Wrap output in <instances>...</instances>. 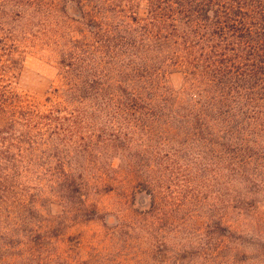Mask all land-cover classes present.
<instances>
[{
	"label": "trees",
	"instance_id": "16d2710c",
	"mask_svg": "<svg viewBox=\"0 0 264 264\" xmlns=\"http://www.w3.org/2000/svg\"><path fill=\"white\" fill-rule=\"evenodd\" d=\"M71 3L62 13L87 17L90 36L64 43L56 101L41 104L16 92L0 53V264H85L53 249L59 226L37 203L45 181L66 214L79 205L85 220L96 216L83 202L90 169L76 162L93 155L92 124L76 106L85 101L105 105L99 111L109 117V136L142 142L130 155L139 160L124 168L137 186L149 185L151 197L145 223L128 226L144 246L136 264H264V251L253 257L239 249L258 239L264 198V0H110L107 27ZM13 12L0 5L5 20ZM172 72L183 74L179 91L167 83ZM197 151L206 152L205 171L216 167L218 203L207 213L194 210L206 214L204 229L172 239L156 228L171 216V204L159 199L162 184L153 176L180 154L202 158ZM228 215L241 219L245 235L229 229ZM120 225L107 215L108 229Z\"/></svg>",
	"mask_w": 264,
	"mask_h": 264
},
{
	"label": "rangeland",
	"instance_id": "374dc122",
	"mask_svg": "<svg viewBox=\"0 0 264 264\" xmlns=\"http://www.w3.org/2000/svg\"><path fill=\"white\" fill-rule=\"evenodd\" d=\"M107 1L110 0H0V5L15 11L8 20L0 14V38L10 39L4 41L7 50L0 52L1 67L10 68L9 80L13 89L41 104L48 105L56 101L52 91L59 86L57 67L64 43L69 39L90 36L88 18L72 19L62 13V7L69 2H72L69 6L79 4L89 13L88 16L103 21L107 27ZM167 83L171 89L179 91L184 85L183 74L169 73ZM76 106L88 113V123L92 124L89 126V146L93 155L89 157L81 154L76 162L86 164L90 169L86 178L88 188L83 190V202L85 209L94 212L96 216L85 220L79 216L82 214L79 205L66 214L68 209L63 198L50 190L49 183L41 181L45 199L37 201L41 204L39 211L51 225H58L60 231L58 237L52 239L53 249L85 264H136L141 259L139 252L144 246L138 240L137 232H131L128 226L139 225L141 219L149 215L152 209L151 197L149 185L137 186L136 178L126 173L124 168L139 160L130 158V155L139 151L142 142L138 137L129 143L123 136L117 139L109 136V117L107 113L99 111L105 108L104 104L85 101L83 105ZM83 144L81 151L84 150ZM199 152H203L200 154L202 158H196L194 154H180L173 161H165L162 167L155 169L153 177H160L158 179L162 184L158 189L159 199L171 204L166 206L171 216L167 221H159L156 228L164 229L172 239H184L192 227L204 229L206 214L201 216L195 211L199 209L207 213L211 205L218 203L220 186L216 167H212L213 171L211 168L205 171L204 168L209 164L206 160L208 157L205 151L195 153ZM262 201L264 198H259L258 239L251 242L255 245L249 247L242 241L245 246L239 247L241 252L252 254L253 257L264 251ZM110 214L122 223L119 228H107V215ZM189 214L194 216L191 218ZM156 217L163 218L160 214ZM240 220L234 215H228L225 222L235 234L245 235L247 229ZM61 221H65L66 225L60 224ZM220 240L230 246L228 240Z\"/></svg>",
	"mask_w": 264,
	"mask_h": 264
}]
</instances>
